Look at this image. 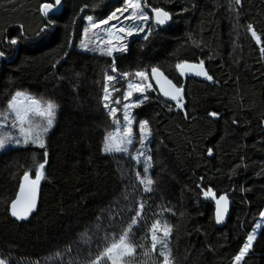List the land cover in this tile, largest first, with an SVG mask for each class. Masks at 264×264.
<instances>
[{"label": "trees", "instance_id": "1", "mask_svg": "<svg viewBox=\"0 0 264 264\" xmlns=\"http://www.w3.org/2000/svg\"><path fill=\"white\" fill-rule=\"evenodd\" d=\"M148 2L170 12L172 25L161 28L150 20L147 40V26L145 33L126 39L127 52L115 53L118 71H145L150 80L151 68L158 67L181 85L175 65L204 60L214 79L188 83L187 119L180 110L168 111L167 104L174 102L161 103L151 90L146 93L150 101L132 110L137 123L148 120L152 131L155 183L152 192L144 193L135 178L137 171L143 176V166L101 150L106 132L114 130L101 101L112 58L77 49L86 17L104 20L123 0H63L62 13L53 18L42 14V5L51 0H0V51L5 52L0 113L21 91L59 106L46 138L40 205L27 222L11 217L9 206L24 172L30 169L35 176L33 162L43 161L44 149L0 154V256L8 264H87L109 242L103 237L115 238L127 227L138 201L145 204L143 220L132 238L144 248L137 247L127 264H161L159 246L144 255L150 247L145 237L156 219L172 227L173 264H234L253 231L256 239L240 264H264V54L246 27L253 25L264 42V0H243L239 14L229 10L236 7L230 0ZM127 82L116 83L121 91L113 99L122 96ZM208 188L231 199L232 217L222 230L210 197L202 195ZM257 223L262 225L258 230ZM85 233L91 243L81 239ZM68 246L71 253L64 251ZM57 252L63 259L55 257Z\"/></svg>", "mask_w": 264, "mask_h": 264}, {"label": "snow or ice", "instance_id": "2", "mask_svg": "<svg viewBox=\"0 0 264 264\" xmlns=\"http://www.w3.org/2000/svg\"><path fill=\"white\" fill-rule=\"evenodd\" d=\"M233 2L236 7H230L229 10L239 14L243 7V0H230V4ZM60 4L61 0H52L51 3H44L42 5L43 15L47 17L49 12L54 11ZM98 6L99 4L94 5V7ZM149 12L152 14L151 16ZM86 19L89 21L90 27L84 32L85 39L81 41V48L85 51L98 52L100 55L112 58L109 69L105 71V84L102 90L103 95L101 101L103 108L106 110L108 117L114 125V130L106 132L102 142V153L111 156L121 154L122 157L127 156L136 164L142 165L144 175L141 176L140 172L137 171L135 172V178L140 190L144 193H150L153 191L152 186L155 183L149 173V170L153 167V157L150 148L152 131L148 120H142L137 123L135 117L132 115V110L150 101V97L146 93L151 90L153 92H159L166 98L165 100H161V103L167 104L169 100L174 102V105L167 104L168 111L180 110L187 119L189 118V112L185 108V89L182 83L180 86L173 83L158 67L151 68L152 80H154L157 88H153V83L149 80V75L145 71H137L134 73L119 72L115 66V53L127 52L128 45L124 41L133 35L145 33L146 26L147 32L143 36V39L147 40L152 35V28L148 25L150 20L155 25H165L172 19V14L161 7H152L148 0H123L122 6L113 11L106 19L93 22V16L91 15L87 16ZM111 21H117V23H110ZM126 21H131V23L126 24ZM102 25H107L108 27L104 28ZM246 27L256 44L261 45L259 48L260 53L264 54V42L261 40V35L257 33L253 25L248 24ZM97 29L100 30L99 33H94L98 41L97 46L89 48L88 33ZM41 31H44V29ZM101 35H103V39L100 38ZM8 42L15 45L18 41L17 39H11ZM4 56L5 52L0 51V57ZM175 68L181 77L194 75L196 77H203L208 81H213L214 79L206 70L204 60H200L195 64L181 62L176 64ZM109 71L113 74H108ZM130 76L136 79L130 80ZM120 80L128 81L126 89L121 97L113 99V94L121 91L115 86ZM134 94L139 95H137L135 100H132ZM21 97L24 99L20 100V104L23 105L26 102L28 105L25 108L18 107L17 105V100ZM114 105H122V107H116ZM58 107L53 101H47L42 104L41 101L27 97L24 93H17L8 104L9 114L13 117L11 127L18 129L19 136H13L11 133H5L0 136V151L13 145L28 146L29 144L44 149L43 161L33 162L36 168L34 178L32 177L30 169L23 174V181L29 185L27 193H25V186L22 183L19 188L20 195H17L10 202L9 214L16 221L28 220L37 210V192L41 180L44 179V170L48 164L47 145L44 137L54 126ZM209 115L211 117H218L219 114L217 112H211ZM0 116L7 123L8 114L0 113ZM34 117H39L42 124L33 126ZM233 123L236 124L238 122L233 121ZM136 144L139 147H134ZM207 155H213L212 148L207 149ZM202 195L215 200V219L217 223H222L228 211L229 201L227 195H221L217 199L216 193L211 188L203 191ZM125 198H127V193H125ZM144 207V202L138 201L134 215L130 218V223H128L127 227L115 238L109 240L108 236L103 237L104 240L109 242L106 243L105 247L95 257L89 259L87 264H127V260L136 255L137 247L143 249L144 245H137L132 237L133 229L143 220ZM164 211L171 212L172 210L167 208ZM260 217L264 220V212L260 213ZM261 226V223H257L255 228L260 229ZM171 232L172 227L166 221L162 224L161 220H154L148 228V233L145 237L150 242V247L144 251V255H149V252H157L159 246L158 255L162 258L161 264H173V261L170 259L171 249L168 247ZM81 239L86 244L91 243V237H88L87 233L83 234ZM255 239L256 233L253 231L247 236L246 243L243 245L239 254L235 256V264H240L251 249ZM64 251L65 253H71V246H68ZM55 257L63 259V254L57 252L55 253ZM0 264H8V259L0 256ZM69 264H72V261H69Z\"/></svg>", "mask_w": 264, "mask_h": 264}, {"label": "rangeland", "instance_id": "3", "mask_svg": "<svg viewBox=\"0 0 264 264\" xmlns=\"http://www.w3.org/2000/svg\"><path fill=\"white\" fill-rule=\"evenodd\" d=\"M121 19H123V18H121ZM93 22H98V21H95L94 19H93ZM110 23H117V21H111ZM126 24H129V23H131V21H126L125 22ZM90 27V23H89V21L86 19V29H88ZM102 27H104V28H106V27H108L107 25H102ZM85 32V31H84ZM100 32V30L99 29H97V30H94L93 32H89L88 33V43H89V48H94V47H96L97 46V37H96V35L94 34V33H99ZM134 36V35H133ZM101 39H103V35H101V37H100ZM130 37H128L127 39H129ZM85 39V37H84V34H83V36H82V38H81V40H80V42H79V44H78V47H77V49H78V51L79 52H89V53H91L92 51H85V50H83L82 48H81V41L82 40H84ZM125 42V41H124ZM151 80V79H150ZM17 93H24V94H26V96L27 97H32V98H35V99H37V100H39V101H41V103L43 104L44 102H47V101H43V100H41V99H38L37 97H35L34 95H32V94H30V93H28V92H24V91H21V92H17ZM16 93V94H17ZM16 94L14 95V97L16 96ZM13 99V98H12ZM22 99H24L23 97H21V98H18V100H17V105H18V107H21V108H25V107H27L28 105H27V103L25 102L23 105H21L20 104V100H22ZM57 112H58V109H57ZM57 112H56V118H57ZM5 114H8V121H7V123H5V121H4V119H3V117L1 116V118H0V126H2V127H0V136H2L3 134H5V133H11L13 136H19V132H18V129H16V128H12L11 127V123H12V119H13V117H12V115L11 114H9V110L7 109V111L5 112ZM55 123H56V119H55ZM55 123H54V125H55ZM37 124H42V121L40 120V118L39 117H34L33 118V126H35V125H37ZM54 127V126H53ZM52 127V128H53ZM52 130V129H51ZM50 130V131H51ZM50 131L47 133V135L44 137V139H45V141H46V138H47V136H48V134L50 133ZM24 147H36V146H34V145H32V144H29L28 146H15V145H13V146H11V147H7L5 150H3V151H0V154L1 153H3V152H5V151H7V150H9V149H16V148H24ZM134 147H139V145L138 144H136V145H134ZM149 173H150V170H149ZM143 175H144V173H143ZM151 175V174H150ZM258 230V229H257ZM241 263V262H240ZM235 264V263H234Z\"/></svg>", "mask_w": 264, "mask_h": 264}, {"label": "water", "instance_id": "4", "mask_svg": "<svg viewBox=\"0 0 264 264\" xmlns=\"http://www.w3.org/2000/svg\"><path fill=\"white\" fill-rule=\"evenodd\" d=\"M51 2H52V0H51ZM62 10H63V0H61V4H60V6H58L54 11L49 12V14H48V16H47L46 18L57 17V16H59V15L62 13ZM149 13H150V12H149ZM42 14H43V11H42ZM150 14H151V13H150ZM43 16H44V15H43ZM44 17H45V16H44ZM172 22H173V18H172L168 23H166L165 25H157V26H159V27H161V28H163V27H169L170 25H172ZM52 27H53V29H54V26H53V25H52ZM47 31H49L48 28L44 29V31L42 32V34L45 33V32H47ZM51 31H53V30H51ZM188 63H192V62H188ZM192 64H195V63H192ZM205 68H206V67H205ZM206 70L208 71L207 68H206ZM208 73H209V71H208ZM164 75H165V74H164ZM165 76H166V75H165ZM181 78H182V80H184V82H185V83H184L185 93H186L187 88H188V81H189V80H193V81H197V82H203V81L206 80V79H204L203 77H196V76H194V75H186L185 77H181ZM151 81H152L154 87L157 88V85L155 84L154 80H152V76H151ZM173 83H174V82H173ZM157 93H158L159 97H160L162 100H165V99H166V98H164V97L162 96V94H160L159 92H157ZM167 102H173V101H170V100H169V101H167ZM212 118H215V117H212ZM211 157H212V156H210V158H211ZM32 177H33V175H32ZM22 178H23V177H22ZM33 178H34V177H33ZM22 183H23L24 186H25V193H27V190H28V188H29V185H28L27 182L23 181V179H21V181H20V185H21ZM42 184H43V179H42L41 182H40V185H39V188H38V192H37V209L39 208V205H40V197H41ZM19 188H20V186H19ZM17 195H20L19 190H18ZM223 195H227L229 203H228V211H227V214H226V216H225L224 221H223L222 223H217V222H216V219H215L216 226H217V228L220 229V230L224 229V228L228 225V223H229V221H230V219H231V217H232V208H233V206H232V202H231V199H230L229 195H228V194H223ZM220 196H221V195H218V194L216 193V198H217V199H218ZM16 197H17V196H16ZM210 200H211L212 204L215 206V216H216V202H215V200L212 199L211 197H210ZM29 219H30V218H29ZM29 219H28V220H29ZM28 220H26V221H20V222H27Z\"/></svg>", "mask_w": 264, "mask_h": 264}, {"label": "flooded vegetation", "instance_id": "5", "mask_svg": "<svg viewBox=\"0 0 264 264\" xmlns=\"http://www.w3.org/2000/svg\"><path fill=\"white\" fill-rule=\"evenodd\" d=\"M190 81H192V80H189L188 83H189ZM184 83H185L184 80H182V84H183V86H184ZM177 86H180V85H177Z\"/></svg>", "mask_w": 264, "mask_h": 264}]
</instances>
